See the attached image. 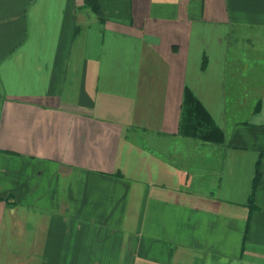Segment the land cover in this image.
Segmentation results:
<instances>
[{
    "label": "crops",
    "instance_id": "obj_1",
    "mask_svg": "<svg viewBox=\"0 0 264 264\" xmlns=\"http://www.w3.org/2000/svg\"><path fill=\"white\" fill-rule=\"evenodd\" d=\"M0 264H264V0H0Z\"/></svg>",
    "mask_w": 264,
    "mask_h": 264
},
{
    "label": "trees",
    "instance_id": "obj_2",
    "mask_svg": "<svg viewBox=\"0 0 264 264\" xmlns=\"http://www.w3.org/2000/svg\"><path fill=\"white\" fill-rule=\"evenodd\" d=\"M257 181H258V170L256 169V174H255V177H254V180H253V184H252V192H251V195H250V198H249V203L251 204V201H252V197H253V190L257 184Z\"/></svg>",
    "mask_w": 264,
    "mask_h": 264
}]
</instances>
